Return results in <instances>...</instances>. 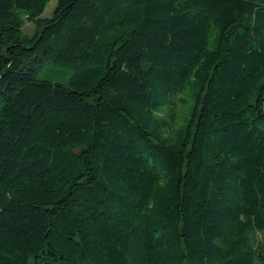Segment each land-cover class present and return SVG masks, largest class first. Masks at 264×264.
Returning a JSON list of instances; mask_svg holds the SVG:
<instances>
[{"label": "trees", "instance_id": "16d2710c", "mask_svg": "<svg viewBox=\"0 0 264 264\" xmlns=\"http://www.w3.org/2000/svg\"><path fill=\"white\" fill-rule=\"evenodd\" d=\"M50 1L0 0V264H264V0Z\"/></svg>", "mask_w": 264, "mask_h": 264}, {"label": "rangeland", "instance_id": "374dc122", "mask_svg": "<svg viewBox=\"0 0 264 264\" xmlns=\"http://www.w3.org/2000/svg\"><path fill=\"white\" fill-rule=\"evenodd\" d=\"M56 3H57V0H51L49 2V4L47 5L45 11L43 12L42 17H51L53 12H54V8L56 6ZM24 32L27 35H31V33L33 32V25L31 23L25 21ZM49 69H51V70L49 71ZM45 70H47V71H45ZM73 73H74V70L71 68H66V67L57 68L56 67V69H54L52 67H49V68L47 67L46 69L44 68L43 70L39 71L38 78L39 79H43V78L44 79H51L52 81L66 83L68 81V79L73 75ZM190 105H191V102L188 100V102L186 104H182V106L181 105L179 106V110H178L179 111V115H178L179 120H180V118H182L185 115L186 108ZM256 239L262 245H264V232H263V235L258 234Z\"/></svg>", "mask_w": 264, "mask_h": 264}]
</instances>
